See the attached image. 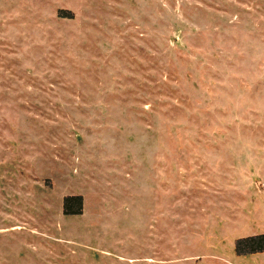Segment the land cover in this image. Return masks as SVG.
Instances as JSON below:
<instances>
[{
	"label": "rangeland",
	"instance_id": "374dc122",
	"mask_svg": "<svg viewBox=\"0 0 264 264\" xmlns=\"http://www.w3.org/2000/svg\"><path fill=\"white\" fill-rule=\"evenodd\" d=\"M261 236L264 0H0V264H264Z\"/></svg>",
	"mask_w": 264,
	"mask_h": 264
},
{
	"label": "trees",
	"instance_id": "16d2710c",
	"mask_svg": "<svg viewBox=\"0 0 264 264\" xmlns=\"http://www.w3.org/2000/svg\"><path fill=\"white\" fill-rule=\"evenodd\" d=\"M65 214L66 215H78L81 212L82 207V198H67L65 200ZM264 241V236H261L257 239H251L249 241H246L244 244L250 245L249 252H258L263 251L264 247L261 245V243ZM244 246V245H243Z\"/></svg>",
	"mask_w": 264,
	"mask_h": 264
}]
</instances>
